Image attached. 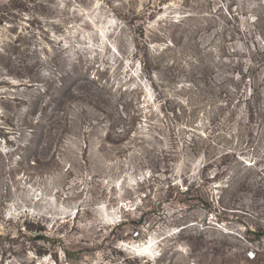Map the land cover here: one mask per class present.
<instances>
[{"label":"rangeland","instance_id":"1","mask_svg":"<svg viewBox=\"0 0 264 264\" xmlns=\"http://www.w3.org/2000/svg\"><path fill=\"white\" fill-rule=\"evenodd\" d=\"M0 264H264V0H0Z\"/></svg>","mask_w":264,"mask_h":264},{"label":"bare ground","instance_id":"2","mask_svg":"<svg viewBox=\"0 0 264 264\" xmlns=\"http://www.w3.org/2000/svg\"><path fill=\"white\" fill-rule=\"evenodd\" d=\"M147 243H148V242H147ZM146 246H147V245H146ZM146 249H147V248H145L144 251H146ZM142 257H144V259H148V260H151V261H152L153 259H155V257H154L153 255H149V254H147V253H145V252L142 254Z\"/></svg>","mask_w":264,"mask_h":264}]
</instances>
